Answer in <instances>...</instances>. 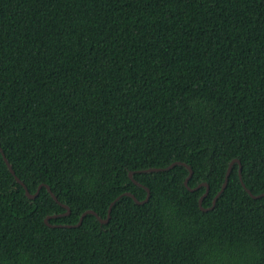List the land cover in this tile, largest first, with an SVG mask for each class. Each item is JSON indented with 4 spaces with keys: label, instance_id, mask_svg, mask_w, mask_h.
I'll use <instances>...</instances> for the list:
<instances>
[{
    "label": "trees",
    "instance_id": "16d2710c",
    "mask_svg": "<svg viewBox=\"0 0 264 264\" xmlns=\"http://www.w3.org/2000/svg\"><path fill=\"white\" fill-rule=\"evenodd\" d=\"M0 145V264H264V0H0Z\"/></svg>",
    "mask_w": 264,
    "mask_h": 264
},
{
    "label": "water",
    "instance_id": "95a60500",
    "mask_svg": "<svg viewBox=\"0 0 264 264\" xmlns=\"http://www.w3.org/2000/svg\"><path fill=\"white\" fill-rule=\"evenodd\" d=\"M0 150L2 151V154H3V156H4V159H5L6 163L8 164V167H9V169L11 170V172L16 176V179H17L21 184L24 185V187H25V189H26V194H27L29 197H31V198L36 197V196L39 194V191H40L41 187H42L44 184H41V185L39 186L38 190H37L35 193H31L30 190L28 189V186H27V185H26V184L20 179L19 176L16 175V171L14 170V168H13L11 162H10L9 159L7 158V156H6L5 152L3 151L1 145H0ZM236 162H238V163L240 164L239 172H240V177L242 178V164H241V161H240V159L235 158V159L232 160V162H231L230 165H229V168H228V170H227L226 180H225V182H224V184H223L221 190H220V191L218 192V194L215 196V198H214V200H213V206H212V207H214V205L216 204V201H217L218 197L222 194V192H223L224 189L226 188L227 183H228V180H229V175H230V172H231L232 167H233V164L236 163ZM176 164H183V165H185V166L189 169V175L187 176V178H186V180H185V184H186V186H187L188 188H190V189H192V190H195V189L201 187L202 185H206V186H207V190H206V192L204 193V195H203V196L200 198V200H199V204H200V206H201L203 209H206V208H204V207L202 206V202H203L204 197L208 194V190H209V187H208V186H209V185H208L207 182H205V183H203V184L201 183V184H200L199 186H197L196 188H191V187L189 186V180H190V178L192 177V175H193V173H194V170H193L192 166L189 165L188 163H185V162H182V161H176V162H173V163H171L170 165H168V166H166V167H152V168H147V169H144V170H141V171H148V172H149V171L168 170V169L173 168ZM134 173H135V171H130V172H129V175H130V177L134 180V182L137 183V184H139V185L144 186V187L147 189L148 195H147V197H146L144 200H140V199H138V198L136 197V195L133 194V193H131V192H125V193L120 194L119 196H117V197L112 201V203L110 204V207H109V212H108V216H107V218H103V217L100 216V215L98 214V212H96L95 210H93V209H89V210L85 211V212L82 214V216L80 217L79 223H78L77 225H80V224L82 223V221H83L85 215H87L88 213L95 214V215L98 217V219L100 220L101 223H107V222L110 220V218H111V211H112L113 205H114V204H115V203H116V202H117L122 196H124V195L132 196V197L134 198V200H135L137 203H139V204H143V203H145V202L149 199V197H150L151 190H150V188H149L148 186L143 185V184H141L139 181H137V180L134 178V176H133ZM46 186H47L48 190L51 192L52 196L55 198V200H57L60 204H62V206H64V207L67 209V213L64 214V215H67V214L71 211L70 206L67 205V204H65V203H62V202L59 200L58 196L52 191L50 185L46 184ZM247 190H248V192H249L253 197H255V198L264 195V193H263V194H259V195H254V194L251 192V190H249V189H247ZM52 217H57V216H55V215H54V216L49 215V216L45 219V221H46L47 224L52 225V224H50V222H49V219L52 218ZM66 226H67V227H70V226H72V225H66Z\"/></svg>",
    "mask_w": 264,
    "mask_h": 264
}]
</instances>
